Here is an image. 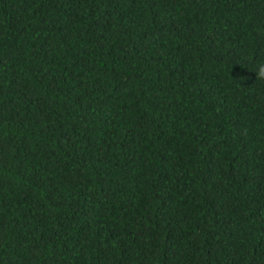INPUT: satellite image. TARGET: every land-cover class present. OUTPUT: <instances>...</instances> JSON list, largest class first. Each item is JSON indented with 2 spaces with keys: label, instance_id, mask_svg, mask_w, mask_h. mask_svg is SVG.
<instances>
[{
  "label": "trees",
  "instance_id": "trees-1",
  "mask_svg": "<svg viewBox=\"0 0 264 264\" xmlns=\"http://www.w3.org/2000/svg\"><path fill=\"white\" fill-rule=\"evenodd\" d=\"M264 0H0V264H264Z\"/></svg>",
  "mask_w": 264,
  "mask_h": 264
},
{
  "label": "clouds",
  "instance_id": "clouds-1",
  "mask_svg": "<svg viewBox=\"0 0 264 264\" xmlns=\"http://www.w3.org/2000/svg\"><path fill=\"white\" fill-rule=\"evenodd\" d=\"M252 72L255 73V79L264 80V63L258 64Z\"/></svg>",
  "mask_w": 264,
  "mask_h": 264
}]
</instances>
